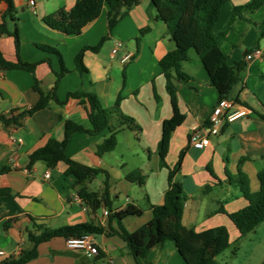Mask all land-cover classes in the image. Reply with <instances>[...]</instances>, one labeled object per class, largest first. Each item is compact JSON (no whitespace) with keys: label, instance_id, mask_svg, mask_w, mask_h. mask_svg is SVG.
<instances>
[{"label":"crops","instance_id":"0c3cea01","mask_svg":"<svg viewBox=\"0 0 264 264\" xmlns=\"http://www.w3.org/2000/svg\"><path fill=\"white\" fill-rule=\"evenodd\" d=\"M33 1V6L30 5ZM250 0H231L223 5L212 30L214 36L222 32L231 17L232 8L243 6ZM76 0H13L16 22H9V30L19 31L18 58L24 63H37L34 71L5 70L0 68V117L19 115L33 107L39 94L34 89L35 80L43 92L50 91L56 82L60 66L54 54L38 46L55 47L62 56L67 72L58 81L56 97L62 104L50 101L48 107L25 116L17 125H4L0 121V188H9V196L0 197V264L20 252L30 250L33 244L28 233L38 228L56 229L76 224H93L105 229L102 235H94L97 248L103 258L86 252L69 249L63 238H54L38 246V256L26 264H138L126 244L116 235L109 236L108 229H118L112 215L132 204L141 210L140 215L122 221L130 233L135 232L152 218V206L162 203L167 188L166 168L159 167L157 146L161 138L164 120L172 116L166 81L159 61L175 50V43L164 22L159 20L151 0H139L120 18L109 31L107 9L86 25L78 36H67L46 26L42 20L59 9L71 10ZM6 5L0 2V20ZM246 17L256 23L257 31L264 35V4ZM251 24L236 20L227 32L222 46L234 33L250 31ZM107 36L97 51L86 50L83 64L86 72L78 73L75 56L84 47H95ZM120 41L122 48L112 56L111 50ZM245 40L241 45H245ZM262 56L245 60L244 53L231 45L229 64L244 60L247 64L243 79L235 83L227 99L237 107H244L248 114L219 128H212L210 115L218 102L216 90L210 86L207 74L196 55L190 54V62H183L182 70L191 77L184 83L176 81L177 98L183 123L172 133L167 166H175L181 151L185 150L178 181L186 199L183 202L182 225L201 232L223 226L231 238L238 236L226 214L242 209L245 201L237 188L227 183L226 173L235 174L237 168L246 174L252 192L259 189L257 173L264 168V47L255 46ZM254 48V47H253ZM124 52L132 54L131 61L120 62ZM224 53V52H223ZM0 54L10 62L17 60L14 40L0 36ZM48 60V62H46ZM93 93L106 108L113 107L118 98L121 113L135 120L140 127L136 134L122 127L117 134V144L109 155H97V146L109 131L99 135L74 132L69 136L65 154L71 160L105 173L75 184V177L65 175V165L59 163L48 168L42 162L27 169L28 157L42 148L50 139L60 140L65 121H72L88 128L83 97L68 96L75 92ZM155 93V94H154ZM113 125L118 123L116 115ZM208 135V144L196 149L189 142L195 127ZM7 169L5 172L1 170ZM140 170L144 185L131 183L126 175ZM49 178H45V173ZM104 181L109 204L97 210L85 206L79 190L102 191ZM96 183L97 190H90ZM223 211V212H221ZM233 225V224H232ZM234 227V226H233ZM236 230V229H235ZM139 264H185L171 241L155 246Z\"/></svg>","mask_w":264,"mask_h":264},{"label":"trees","instance_id":"16d2710c","mask_svg":"<svg viewBox=\"0 0 264 264\" xmlns=\"http://www.w3.org/2000/svg\"><path fill=\"white\" fill-rule=\"evenodd\" d=\"M230 1L151 0L156 9V17L165 23L175 43V50L167 53L159 61L161 73L166 81V91L172 111V116L164 120L162 124L161 138L157 146L159 167L166 168L168 171L167 188L163 193L162 203L151 207L152 218L149 223L135 232H128L123 227L122 221L128 217H136L141 213L138 207L128 204L112 215L118 224V229L109 227L107 234L118 236L126 244L127 249L138 264L139 259L146 258L152 248L166 241H171L175 245L185 264H220L216 260L217 256L230 246L229 233L223 226L197 232L182 225L183 202L186 196L176 176L179 173L185 150L180 152L174 167L170 168L166 163L171 135L185 119L178 106L176 81L186 83L191 79L182 70L183 62H190V52H194L199 64L207 74L210 86L218 94V101L227 99L232 86L243 79L247 66L246 62L240 60L229 64V57L221 51L220 46L236 20L244 21L247 24L253 23L246 15L252 14L261 8L264 0H250L243 6L233 7L225 30L214 36L212 30L219 18L221 8ZM0 2L6 5V10L0 20V36L6 35L13 38L17 55V60L10 62L0 54V68L24 70L32 73L37 63H24L18 58L19 31L17 27L9 30L8 23L16 22L13 0H0ZM138 2L139 0H76L71 10L59 9L46 15L42 20L46 26L53 30L60 31L67 36H78L82 29L95 20L103 8H106L107 27L110 31L127 10ZM105 40L106 36L100 40L97 46L84 47L76 54L75 66L78 73L86 72L83 64V53L86 50L97 51ZM38 48L54 54L58 58L60 71L56 73L55 85L50 91L43 92L39 89L38 82L35 80L34 89L39 94L37 103L19 115H12L11 113L9 116H1L0 121L4 125L19 124L21 118L47 108L50 101L62 104L55 94L58 81L67 72L63 65L62 56L55 47L38 46ZM249 52L251 51L246 50L244 56ZM68 96L83 97L85 99L88 128L72 121H65L62 138L60 140L50 139L44 147L32 151L28 157L27 169H30L36 162H42L48 168H54L62 163L66 167L64 174L74 176L76 179L75 184L81 185L85 181L105 172L101 169L81 165L66 156L65 148L72 133L86 132L95 136L101 134L104 130H108V136L97 146L96 153L98 156H102L111 153L115 149L117 134L123 126L134 132L136 136L141 129L133 118L121 113L119 109L120 98L117 99L113 107L106 108L89 91L69 93ZM113 115H116L118 120L116 125L112 123ZM260 117L264 119V114H261ZM6 170L3 169L1 172ZM226 176L227 183L237 188L245 201V206L242 209L226 214L238 233V239H241L264 222V168L257 173L259 189L256 192L250 190L248 178L240 168H237L235 174L226 173ZM126 179L139 186L144 185V176L140 170L128 173ZM104 184L102 191L89 192L85 187L79 190L82 203L89 209L94 211L102 205L108 206L109 197L106 181H104ZM10 194L11 190L9 188H0V197L9 196ZM104 233L105 229L103 227L89 223L49 230L40 227L37 233H28L27 238L33 244V247L30 250L20 252L16 257L10 258L5 264H26L34 260L38 256V246L54 238H80L86 235L94 236ZM97 251L96 259L103 258L104 255L99 247Z\"/></svg>","mask_w":264,"mask_h":264},{"label":"rangeland","instance_id":"374dc122","mask_svg":"<svg viewBox=\"0 0 264 264\" xmlns=\"http://www.w3.org/2000/svg\"><path fill=\"white\" fill-rule=\"evenodd\" d=\"M259 25H261V19H257L255 24L251 23L249 26L251 29L250 31L244 32L241 30L234 33L222 46L224 54L229 56L232 44L236 45L237 52L240 54L244 53L245 50H254L257 45H259L260 48H263L264 35L261 37V34L258 33L257 29ZM243 40H245V45L242 46L241 42ZM193 53L194 52H190L191 55ZM107 155H109V153ZM176 179L178 180V175L176 176ZM98 188L99 187L96 183H93L90 186V190L95 191ZM230 224L236 232L232 223ZM216 260L220 264H264V222L260 223L252 232L248 233L241 239H238L237 235L231 238L229 248L217 256Z\"/></svg>","mask_w":264,"mask_h":264},{"label":"built area","instance_id":"2783aa9c","mask_svg":"<svg viewBox=\"0 0 264 264\" xmlns=\"http://www.w3.org/2000/svg\"><path fill=\"white\" fill-rule=\"evenodd\" d=\"M34 2L30 1V5L33 6ZM122 48V43L117 41L111 50V55L115 56ZM262 56V51L259 48H255L251 52L245 55V60H250L253 57ZM132 54L129 52H124L120 58L122 64L129 63L131 61ZM248 111L244 107H237L234 102L228 99H221L217 102L215 107L212 110L210 115V124L212 128H219L225 123H231L234 120L247 116ZM208 135L206 132L201 131L200 127L196 126L194 131L189 137V142L196 149H202L205 145L208 144ZM45 178H49V173L46 172L44 175ZM64 244L69 249H76L83 252H86L90 255H96L97 244L93 235H86L80 238L70 237L64 239ZM3 253L0 252V255Z\"/></svg>","mask_w":264,"mask_h":264}]
</instances>
